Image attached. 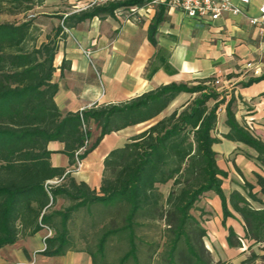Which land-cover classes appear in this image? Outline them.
<instances>
[{"label":"trees","instance_id":"obj_1","mask_svg":"<svg viewBox=\"0 0 264 264\" xmlns=\"http://www.w3.org/2000/svg\"><path fill=\"white\" fill-rule=\"evenodd\" d=\"M46 1L0 0V16L20 18L0 22V248L47 227L55 234L45 239L43 254L61 256L74 244L70 225L83 214L89 217L82 220V236L93 264H215L204 245L205 229L192 213L204 214L197 203L207 192L218 196L223 221L232 212L239 216L245 242L264 244V203L253 186L243 179L244 195L232 191L228 197L221 188L227 173L219 169L213 150L220 142L215 136L219 108L224 106L228 127L222 138L252 149L261 168L264 142L237 122L235 98L217 92L213 80L172 83L120 104L65 115L54 102L58 87L52 82L53 61L63 28L115 13L128 19L133 17L130 8L150 0L94 3L65 18L55 16L61 24L44 34L34 10ZM158 22L156 17L149 27L152 44ZM180 93L193 97L109 152L99 192L76 183L66 169L51 167L49 142L64 145L72 167L104 136L156 118ZM91 122L100 135L89 144ZM80 148L85 149L76 156ZM51 181L57 183L47 184ZM257 181L264 190L263 179ZM167 184L165 197L159 187ZM59 197L70 204L51 210ZM241 243L228 229L229 247ZM258 258L251 253L241 264H254Z\"/></svg>","mask_w":264,"mask_h":264},{"label":"crops","instance_id":"obj_2","mask_svg":"<svg viewBox=\"0 0 264 264\" xmlns=\"http://www.w3.org/2000/svg\"><path fill=\"white\" fill-rule=\"evenodd\" d=\"M104 1L49 0L34 10V16L45 34L61 24L56 17L65 18ZM263 3L264 0H250L245 16L226 14L207 25L187 18L182 11L157 7L148 14L141 11L128 19L118 13L109 18L94 17L73 28H63L65 36L58 43L53 61L52 82L58 87L54 102L63 115L79 113L95 105L130 101L160 86L172 83L195 85L210 79L214 81V89L226 94V99L235 98L237 122L264 142V37L247 20L257 15V8ZM156 17L159 22L154 35L155 44H152L149 27ZM83 51L89 52V57ZM253 80L255 82H251ZM192 97L180 93L156 118L104 136L70 177L99 192L103 161L109 152L123 147L129 138L185 105ZM225 120L222 106L217 111L215 130L220 142L213 145L217 165L227 173V178L222 181V191L226 197L232 191L244 195V179L264 203V190L257 181V177L264 181V168L254 160L257 155L252 149L222 138L228 132ZM88 130L89 144H92L100 135L99 130L92 122ZM63 149L64 145L57 141L47 144L51 167L64 168L67 172L71 167ZM230 181L234 184L229 185ZM166 186L168 190L165 192L162 191L164 186L159 187L165 197L170 184ZM69 204L59 197L51 210ZM251 204L260 208L256 203ZM197 207L204 214L194 216L205 229L204 245L215 264H241L251 253L259 257L254 264H264V244L245 242L243 223L234 212L231 211L232 216L223 221L220 200L215 193H205ZM84 216L80 215L79 226L71 235L74 244L65 254L51 257L43 254L45 239L55 234L50 230L48 236L45 227L0 248V264H93L82 236V220H89ZM228 229L240 239L241 246L229 247Z\"/></svg>","mask_w":264,"mask_h":264},{"label":"built area","instance_id":"obj_3","mask_svg":"<svg viewBox=\"0 0 264 264\" xmlns=\"http://www.w3.org/2000/svg\"><path fill=\"white\" fill-rule=\"evenodd\" d=\"M250 3V0H150L140 8L132 7L129 9L130 15L134 16L143 11L148 14L157 7H164L166 10H179L187 17L196 21L200 25H207L221 18L223 15H240L245 16V8ZM118 13H115V15ZM248 23L255 27L260 36L264 37V3L257 8V15L247 18ZM86 57H89V52L83 51ZM249 130V128H247ZM89 143V140L86 141ZM85 148H80L76 152V156ZM79 160L76 159L75 165L72 166L66 173L77 172L80 167ZM57 181H51L47 184H56ZM47 190V189H46ZM47 229L48 236L51 234L50 229Z\"/></svg>","mask_w":264,"mask_h":264},{"label":"rangeland","instance_id":"obj_4","mask_svg":"<svg viewBox=\"0 0 264 264\" xmlns=\"http://www.w3.org/2000/svg\"><path fill=\"white\" fill-rule=\"evenodd\" d=\"M19 20L20 18H12V17H3V16H0V22H3V21H13V20ZM227 182V181H226ZM228 183H230L229 185H232V184H234V182H228ZM168 190V188H167V186L165 187H162V191H167ZM108 209H110V208H108ZM193 213V215H195L196 217H198V213L199 212H192ZM78 226H79V221H76L73 225H70V227H69V229H70V233H74L76 230H77V228H78ZM154 233V232H153Z\"/></svg>","mask_w":264,"mask_h":264}]
</instances>
